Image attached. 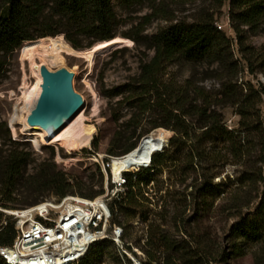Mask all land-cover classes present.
Here are the masks:
<instances>
[{
    "label": "rangeland",
    "instance_id": "rangeland-1",
    "mask_svg": "<svg viewBox=\"0 0 264 264\" xmlns=\"http://www.w3.org/2000/svg\"><path fill=\"white\" fill-rule=\"evenodd\" d=\"M112 2L116 12L113 38L84 49L73 48L66 41L64 32L26 41L15 51L0 76V148H13L10 141H15L19 143V148L30 151L34 158L18 180L13 194L15 200L10 203L13 208L4 209L0 206V222H5L10 216L14 219L6 210L32 206L24 205L31 197L24 179L32 175L38 164L44 161L55 163L58 169L66 171L71 183L76 180L85 183L82 192L96 191L99 192L97 195L100 194L106 185V177L100 167L91 161V150L109 153L110 141L115 131L120 129L126 133L121 145L114 148L119 153L122 146L134 141L143 128L150 127L149 119L144 120L135 136L127 139L133 133V126L126 125L131 106L118 104L121 97L128 94L124 86L139 73L141 59L152 54V50L148 49V38L175 21L192 22L203 15L215 14L217 23L232 39L234 62L224 69L216 65L213 72L207 67H195L191 75L194 67L185 63L169 66L168 72L179 83L191 77L198 84L215 90L222 89L224 83L231 93L227 100L234 98L239 104L246 100L251 102L253 107L249 118L242 122L237 114L238 104L229 106L223 101L216 107L228 128L236 131V138L233 144H226L216 137L214 143L213 139L201 140L206 152L208 149L213 150L212 155L219 156L214 161L207 160L205 156L201 160L202 168L200 163L194 164V170L187 164L185 153L190 148L189 141L175 147H170L168 143L164 150L169 149L173 166L160 172L152 169L148 171L155 176L149 187L155 185L156 188L146 193L150 198L148 209L144 208L128 219L124 213L131 209L127 200L117 205V218L127 231L125 238L130 253L121 256L112 243L100 242L91 251V264H133L131 259L134 257L141 264H159L150 261L147 253H161V258H167L172 253L174 264H191L188 243L197 249L194 257L201 256L202 264H259L257 259L264 249V240L254 243L240 239L231 234V229L242 216L254 212L263 189L260 173L264 175V144L260 134L264 137V132L257 127V116L260 120L264 117V25L257 32H242L236 38L228 17L229 0H225L221 7L218 0L170 3L168 11L172 18L157 16L146 24L143 18L149 13L146 4L126 7L117 0ZM129 34L134 38L126 36ZM82 39L83 43L91 40L88 37ZM55 42H60V45ZM28 43L40 45L34 50H25ZM40 65H46L51 70L65 66L74 72V88L84 99L80 116L95 127L88 147L69 150L63 139L46 140L43 132L34 128L25 129L23 119L37 95L28 99L24 92L40 88ZM153 129L157 128L150 130ZM166 129L170 140L173 131ZM149 131L137 139L139 143H136V147L150 135ZM149 167L141 168V171ZM72 190L77 192L69 194L80 195L77 187ZM59 198L49 194L45 199L57 201ZM151 229L155 247L147 242ZM161 233L176 241L172 250L157 247ZM202 248L205 253L201 252ZM178 255H183L181 262L176 260ZM195 258L191 257L192 260Z\"/></svg>",
    "mask_w": 264,
    "mask_h": 264
},
{
    "label": "trees",
    "instance_id": "trees-1",
    "mask_svg": "<svg viewBox=\"0 0 264 264\" xmlns=\"http://www.w3.org/2000/svg\"><path fill=\"white\" fill-rule=\"evenodd\" d=\"M193 1L195 0H117L120 5L126 7L146 4L149 13L143 17L144 24L157 16L172 18L168 11L170 3L186 4ZM224 1L218 0L219 7L224 4ZM228 17L236 38L240 37L242 32H257L264 25V0H229ZM115 24L116 12L112 0H0V76L15 51L26 41L64 32L66 41L73 48H90L96 42L113 38L112 29ZM126 36L133 37L131 34ZM84 37L91 40L83 43ZM232 47V39L217 23L215 14L203 15L192 22L175 21L160 28L148 38V49L152 50V54L141 59L139 73L124 86L128 94L122 96L118 104L131 106V114L126 125L133 126V133L127 139L135 136L144 120L149 119L150 127L143 128L135 136L134 141L122 146L119 153L115 152L114 148L125 139L126 132L118 129L110 141L108 153L120 155L129 152L144 132L157 128L149 131L153 137L151 153L153 156L150 167L144 170L147 172L146 178L137 183L129 180L127 202L131 209L124 212L128 219L133 218L136 212L144 208L148 209L147 202L150 198L146 193L152 188L156 190L155 185L149 187L155 176L148 171L152 169L154 172H160L173 166L169 149L164 150L168 143L170 147H175L179 143L189 141L190 148L185 153L187 164L194 170V164L200 163L202 168L201 160L205 156L211 161L219 156L212 155L213 150L208 149L206 152L201 145V140L213 139L214 143L222 139L221 141L226 144L229 142L233 144L236 138L234 135L236 131L228 128L216 107L223 101L229 106L238 104L237 114L242 122L249 118L253 107L251 102L246 100L239 104L237 99L227 100V96L229 97L231 93L224 83H222V89L217 90L206 88L191 77L179 83L176 77L168 72L169 66L184 63L194 67L191 75L195 67H207V70L211 72L216 70L214 67L216 65L223 69L227 68L230 62H234ZM225 97L226 100H224ZM257 120V127L264 132V117L260 120L257 116ZM3 124L6 125V123ZM164 127L173 131L170 140L168 129ZM198 131L200 133H197ZM260 135L264 144L263 134ZM10 145L13 148L5 150L0 148V206L4 209L13 208L10 203L15 200L13 194L18 180L23 176L24 169L34 161L32 153L19 148V143L10 141ZM24 180L25 184L28 183L31 196L24 205H34L49 194L63 197L77 192L72 190L75 187L78 188L80 196L94 197L99 193L82 192L85 183L80 180L71 183L69 174L58 169L52 162L39 163L36 171ZM260 180L263 183V189L254 212L242 216L231 229L233 236H239L240 239L254 243L264 240V175L262 173H260ZM144 213H146L145 210ZM11 218L10 216L5 222H0V246L11 244L15 237V220ZM125 233L127 235L126 230ZM149 236L148 244L156 246L152 229ZM175 242L168 235L161 233L157 247L172 250ZM93 248L78 264H91ZM187 248L191 264H202L201 256L194 257L197 249L189 243ZM201 252L205 253L203 248ZM261 252L257 262L264 264V249ZM147 255L150 261H156L159 264L175 263L172 261L174 258L172 253L167 258H161V253H147ZM182 256H176V260L181 262ZM191 257L195 258V261ZM0 264H6L1 257Z\"/></svg>",
    "mask_w": 264,
    "mask_h": 264
},
{
    "label": "built area",
    "instance_id": "built-area-1",
    "mask_svg": "<svg viewBox=\"0 0 264 264\" xmlns=\"http://www.w3.org/2000/svg\"><path fill=\"white\" fill-rule=\"evenodd\" d=\"M91 151V161L105 174L104 190L94 197L67 194L57 201L45 199L21 210H6L14 217L16 228L12 243L0 246L6 264H78L104 241L112 243L121 256L130 253L117 205L127 200L130 179L137 183L146 178L147 172L141 171L146 167L123 170L116 176L113 159L127 154ZM131 261L141 264L135 257Z\"/></svg>",
    "mask_w": 264,
    "mask_h": 264
},
{
    "label": "water",
    "instance_id": "water-1",
    "mask_svg": "<svg viewBox=\"0 0 264 264\" xmlns=\"http://www.w3.org/2000/svg\"><path fill=\"white\" fill-rule=\"evenodd\" d=\"M39 73L40 92L26 116V123L38 130H46V139H49L84 107V99L74 88V72L67 67L51 70L40 65ZM152 156L148 158L150 163Z\"/></svg>",
    "mask_w": 264,
    "mask_h": 264
},
{
    "label": "bare ground",
    "instance_id": "bare-ground-1",
    "mask_svg": "<svg viewBox=\"0 0 264 264\" xmlns=\"http://www.w3.org/2000/svg\"><path fill=\"white\" fill-rule=\"evenodd\" d=\"M55 43L60 45V42H55ZM38 45H40V43H28L25 50L27 49L34 50ZM61 46L63 47V43ZM39 92H40V88L26 91L24 92L25 98L33 99L35 95L38 96ZM28 112L29 111H27V114ZM26 116L23 119V124L25 126V129L34 128L27 125ZM34 129L38 130V128L36 127ZM39 131L43 132L44 139H46L48 132L46 130H39ZM94 131H95L94 125L87 124L80 116V111H79L72 120L66 122L62 127V129L57 133L53 134L49 139H63L65 145L69 150H80L85 146L88 147ZM152 142H153L152 135L151 134L147 135L141 141L139 147L135 146L132 150L126 153L127 155L123 157L114 158L112 162V172L114 173V175L119 176L123 170L137 171L141 167L150 166V162L148 158L150 155H152L151 154ZM39 208L42 209L43 206H39ZM34 209L35 208L30 209V211Z\"/></svg>",
    "mask_w": 264,
    "mask_h": 264
}]
</instances>
